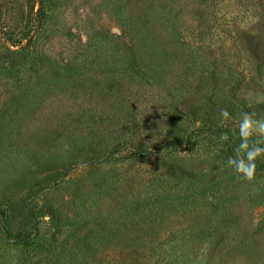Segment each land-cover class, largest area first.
<instances>
[{
    "label": "rangeland",
    "instance_id": "374dc122",
    "mask_svg": "<svg viewBox=\"0 0 264 264\" xmlns=\"http://www.w3.org/2000/svg\"><path fill=\"white\" fill-rule=\"evenodd\" d=\"M262 126L264 0H0V264H264Z\"/></svg>",
    "mask_w": 264,
    "mask_h": 264
},
{
    "label": "clouds",
    "instance_id": "9594fccd",
    "mask_svg": "<svg viewBox=\"0 0 264 264\" xmlns=\"http://www.w3.org/2000/svg\"><path fill=\"white\" fill-rule=\"evenodd\" d=\"M252 129H253L252 122L246 121V123L243 125V136L246 137L247 139L251 138ZM260 131L264 133V126L261 127ZM242 147L247 148V144L242 145ZM262 155H264V149L262 148H254L252 151L247 152L245 156L247 163H244V161L242 160L240 165L234 168L236 173L241 175L243 179L247 181H251L252 179H254L255 171H256L255 161L257 158L261 157ZM228 164L229 165L232 164L231 158L229 159Z\"/></svg>",
    "mask_w": 264,
    "mask_h": 264
},
{
    "label": "trees",
    "instance_id": "16d2710c",
    "mask_svg": "<svg viewBox=\"0 0 264 264\" xmlns=\"http://www.w3.org/2000/svg\"><path fill=\"white\" fill-rule=\"evenodd\" d=\"M200 2V0H198ZM197 4V3H196ZM35 21H33V27H35ZM32 24V23H31ZM30 36V33L29 34H26L24 36V39L28 38ZM161 40V39H159ZM179 40H182V41H179ZM176 41V44H177V47H179L180 49H182L183 47H186V41H183V37L181 39H179ZM22 42V41H15L14 42V45L13 46H18V44ZM163 42V41H162ZM139 60H140V57L135 55V53L133 52H129V57H128V65H139ZM141 69H137L133 66L129 67V69L127 71L124 70V74H127L128 76L126 78L130 79L132 82H134V80L136 79V76L140 73ZM129 72V73H128ZM118 75H116L115 78H117ZM145 78H143L142 80H144ZM239 86L235 87V89H237ZM233 91V89H231V92ZM235 91V90H234ZM189 114V113H187ZM208 124V119H205L204 120V124H202L203 126H200L198 127L197 129H195L192 133L194 135H198V134H203V133H206L205 131H207L206 129L204 128H207ZM219 129H223V126H216L215 128H210V130H219ZM243 131V130H242ZM252 133V132H251ZM253 136V135H252ZM254 140V138H253ZM256 144L258 146H260L262 143H261V140L259 139H256ZM219 248V247H218ZM222 250L221 252H223V249H220ZM210 263V261H208Z\"/></svg>",
    "mask_w": 264,
    "mask_h": 264
}]
</instances>
